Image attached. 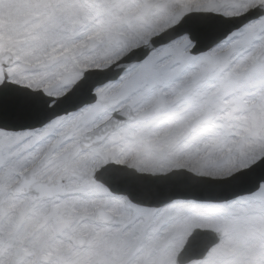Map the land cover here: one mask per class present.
<instances>
[{"label": "snow or ice", "instance_id": "snow-or-ice-1", "mask_svg": "<svg viewBox=\"0 0 264 264\" xmlns=\"http://www.w3.org/2000/svg\"><path fill=\"white\" fill-rule=\"evenodd\" d=\"M0 264H264V0H0Z\"/></svg>", "mask_w": 264, "mask_h": 264}]
</instances>
